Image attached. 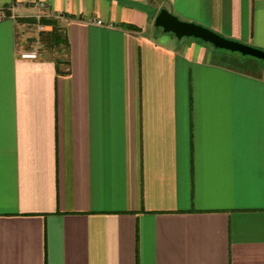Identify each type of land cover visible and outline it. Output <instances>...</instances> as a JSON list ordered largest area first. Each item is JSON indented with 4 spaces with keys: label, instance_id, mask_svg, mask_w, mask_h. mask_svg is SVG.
Wrapping results in <instances>:
<instances>
[{
    "label": "crops",
    "instance_id": "0c3cea01",
    "mask_svg": "<svg viewBox=\"0 0 264 264\" xmlns=\"http://www.w3.org/2000/svg\"><path fill=\"white\" fill-rule=\"evenodd\" d=\"M10 4L0 264H264V63L152 23L165 8L264 50V0ZM37 15L63 62L36 50Z\"/></svg>",
    "mask_w": 264,
    "mask_h": 264
},
{
    "label": "water",
    "instance_id": "95a60500",
    "mask_svg": "<svg viewBox=\"0 0 264 264\" xmlns=\"http://www.w3.org/2000/svg\"><path fill=\"white\" fill-rule=\"evenodd\" d=\"M153 26L176 38L192 37L210 44L214 48L236 52L264 61V50L225 38L200 24L178 19L165 8H160L153 18Z\"/></svg>",
    "mask_w": 264,
    "mask_h": 264
},
{
    "label": "trees",
    "instance_id": "16d2710c",
    "mask_svg": "<svg viewBox=\"0 0 264 264\" xmlns=\"http://www.w3.org/2000/svg\"><path fill=\"white\" fill-rule=\"evenodd\" d=\"M26 22L31 23V24L35 23L34 19H28L26 20ZM38 22L49 26V30L39 31L37 33V38L39 42L41 43V45L43 46V48L46 51H51V52L57 51V52H61V54H65L68 44H67L66 36L64 33V29L61 28L54 19H49V18L46 19V18L41 17L38 19ZM127 27L134 28L132 25H127ZM215 49H218V48H215ZM218 50H223V49H218ZM223 51H226L231 54L236 53V52H230L227 50H223ZM240 56L244 57V55H240ZM53 61L55 63H58L61 60L58 58H53Z\"/></svg>",
    "mask_w": 264,
    "mask_h": 264
},
{
    "label": "built area",
    "instance_id": "2783aa9c",
    "mask_svg": "<svg viewBox=\"0 0 264 264\" xmlns=\"http://www.w3.org/2000/svg\"><path fill=\"white\" fill-rule=\"evenodd\" d=\"M39 6H43L42 4H39ZM14 5L10 4L7 5L5 7L0 6V20L4 19V18H13V13H12V9H13ZM38 19L41 18L40 15L36 16ZM38 19L36 21L35 24V28L36 31H43L45 28V26L41 23L38 22ZM95 23L100 24L99 20H95ZM19 57L22 59H35L37 56L36 50L35 49H30V50H21L18 53Z\"/></svg>",
    "mask_w": 264,
    "mask_h": 264
},
{
    "label": "rangeland",
    "instance_id": "374dc122",
    "mask_svg": "<svg viewBox=\"0 0 264 264\" xmlns=\"http://www.w3.org/2000/svg\"><path fill=\"white\" fill-rule=\"evenodd\" d=\"M35 32L37 33V31H36V29H35ZM36 39H37V37H36ZM35 48H36V50L37 49H41V51H43V53H44V55H46V56H52L53 58H62L63 56L61 55V52H57V51H46L44 48H43V46L41 45V43H36L35 44ZM239 55V54H238ZM245 57V56H244ZM246 58L247 59H250V60H252V61H255V62H257V63H261V64H263L264 63V61H262V60H260V59H257V58H254V57H250V56H246Z\"/></svg>",
    "mask_w": 264,
    "mask_h": 264
}]
</instances>
